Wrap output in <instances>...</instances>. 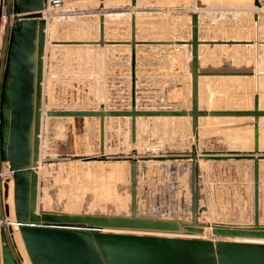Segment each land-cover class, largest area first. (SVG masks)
Instances as JSON below:
<instances>
[{"label": "rangeland", "instance_id": "obj_1", "mask_svg": "<svg viewBox=\"0 0 264 264\" xmlns=\"http://www.w3.org/2000/svg\"><path fill=\"white\" fill-rule=\"evenodd\" d=\"M104 1L114 5L101 8ZM259 1L262 17L260 22H255L247 11L250 2L251 7L257 9L255 0H204L211 5L202 7L201 34L202 41L209 44L201 47L199 69L205 73L240 72L248 75L201 76L202 110H253L256 93L260 98L259 108L264 110V1ZM130 3L129 0H52L41 83L40 172L37 173L40 177L38 209L41 211L70 215L131 216L132 162L125 158L133 157L138 160L137 215L187 221L188 214H192L193 192L191 174L190 177L187 175L188 168L180 160L171 162L152 158L183 154L185 152L182 151L198 140L202 150L211 151L249 145L252 132L248 118H201V138L197 139L189 118H140L138 139L134 144L130 119L110 118L106 126V154L111 157L109 161L67 159L69 156H94L100 152L99 119L48 117V110H98L101 104H105L107 109H127L130 106L129 46L54 43L99 40L101 14L114 25V29L111 27L107 31L108 40H130L131 13H134L141 22L139 39L176 42L139 47V107L148 110L191 109L190 45L177 43L187 42L188 24L182 21L178 8H166L167 11L162 12L161 8H133L127 5ZM229 8H234L233 16L226 11ZM146 9L150 10L147 12ZM256 39L261 42L257 53L253 43ZM256 66L260 73L257 81L253 75ZM261 145L264 150V120L261 123ZM141 157L149 159L141 161ZM217 168H214L211 184L203 191L202 203L208 209L200 219L216 223H228L229 220L251 222V200H242L246 194L237 184L241 179H234L233 192L236 195L234 201L230 202L231 208L227 209L223 188L226 178L225 174H219ZM204 185H207L206 182ZM246 201L248 207H243ZM261 221L264 224V163ZM7 245L17 264H21L12 244Z\"/></svg>", "mask_w": 264, "mask_h": 264}, {"label": "water", "instance_id": "obj_2", "mask_svg": "<svg viewBox=\"0 0 264 264\" xmlns=\"http://www.w3.org/2000/svg\"><path fill=\"white\" fill-rule=\"evenodd\" d=\"M51 0H13L14 22L11 28L6 68L0 97V155L8 162L13 177L3 181V208L7 232L21 264H264V225L260 218V123L264 110L259 108L258 93L253 110L207 111L200 108L201 76L248 75V73H208L199 69L200 46L209 44L199 39V15H192L191 109L148 110L139 107L138 49L147 45H169L172 41H148L137 38L136 15L131 20L130 40H107L105 15L101 14L99 40L59 41L58 45L129 46L131 50V98L127 109L48 110V117L97 118L100 122V149L94 156H69L70 161H109L106 154L107 119L129 118L131 140L138 139L140 118H191L192 131L199 138L201 118L233 117L254 119V152L236 154L235 159L254 161V219L251 226H213L205 237L207 224L200 215L198 149L189 154L154 156L157 161L193 160L192 217L190 222L139 217L137 215V159L132 162V213L129 217L88 216L53 213L38 209L39 134L41 128L42 77L48 18L45 11ZM133 5L136 0H133ZM255 6L261 7L259 0ZM105 5L102 2L101 8ZM255 22L259 16L255 15ZM258 37V36H257ZM258 51L261 43L253 42ZM258 56V54H256ZM257 63V62H256ZM253 73L256 81L259 71ZM250 74V73H249ZM255 89H258L257 82ZM258 92V90L256 91ZM255 153V154H253ZM208 160H226V152H204ZM141 157L139 160L147 161ZM223 225V224H222ZM0 234V264H17L14 254Z\"/></svg>", "mask_w": 264, "mask_h": 264}, {"label": "crops", "instance_id": "obj_3", "mask_svg": "<svg viewBox=\"0 0 264 264\" xmlns=\"http://www.w3.org/2000/svg\"><path fill=\"white\" fill-rule=\"evenodd\" d=\"M131 3L127 4L128 6H132L133 8H139V7H144V8H161L162 12H164V10H166V8H178V12H179V16L182 18V21L185 22L189 29V38L187 39V41H190L191 37H192V15L193 14H198L199 15V39L202 41V34H201V21H202V7L204 6H208L211 4H208L206 2H204V0H136V4L135 6L133 5V0H129ZM264 0H262L263 2ZM107 2L104 1V5L105 8L110 7L111 5L113 6L114 4H106ZM233 5V4H232ZM247 6H250V9H247V11L249 13H251L250 17L253 21V18L255 15L259 16V22L261 19V11L257 8L251 7L252 6V2H250V4H248ZM114 8V7H113ZM150 9H146V11L148 12ZM169 10V9H168ZM159 11V10H157ZM167 11V10H166ZM229 14L231 13V16H233V12H234V8H229L226 10ZM134 13H131V20H132V16ZM250 20V19H249ZM140 19L139 17H136V26H137V38L139 39V28H140ZM111 27L114 29V25L113 23H109L108 19L105 16V28H106V39L108 40V30L111 29ZM116 31V30H114ZM139 40H143V39H139ZM163 41H167V40H163ZM116 47V46H114ZM190 51L189 53L191 54V46H188ZM201 47L199 49V53H201ZM139 50V49H138ZM138 89H139V82H138ZM188 119V118H187ZM190 122H191V118ZM249 121H253V119L249 118ZM251 122L248 123V126L251 129L252 135H250V142L249 145L246 147L244 145L242 146H228L227 149L225 151H211V150H202L200 147V143L199 140L196 143L191 144L186 150L182 151L185 152L183 154H189L192 152V147L194 145L197 146L198 149V158H197V166H198V178H197V185L199 187V202H200V206H205L207 208L206 205H204L203 202V191L205 188H208L209 184H211V178L212 175H214V168L218 167L217 169L219 170V174L221 175V173L225 174V182H224V190H225V199H226V208L230 209L231 205L230 202L234 201L235 199V192L234 191V179L235 178H240L241 182H238L237 184H240L242 186V189L245 191L244 193L246 194V196L243 198L242 200L245 199L247 201L251 200V206L250 209L252 210V218L254 219V161L253 160H248V159H241V160H237L235 159V155H229L231 152H235L236 154H242V156H244L243 154H250L251 152H254V130L253 128H251ZM200 125H201V121L199 124V129H200ZM200 132H199V137L200 136ZM195 136V135H194ZM247 137V136H246ZM196 138V136H195ZM197 139V138H196ZM195 142V141H194ZM263 148L261 147V125H260V151L264 152V150H262ZM204 152H226V160H208L205 157H203V153ZM180 155V154H179ZM257 158H260V154H255L254 155ZM181 163H183V165H185V167L188 168V174L190 177L191 174V183L192 182V167H193V160L192 159H188V160H180ZM179 161V162H180ZM260 163V218H261V176H262V167H263V163H264V159H260L259 160ZM204 182H206L207 185H204ZM191 200H192V195H191ZM244 200V201H245ZM244 204L243 207H248V203ZM208 209V208H207ZM192 213V211H191ZM202 215V214H201ZM200 215V216H201ZM192 216V215H191ZM200 219V217H199ZM252 219V220H253ZM252 222V221H251ZM249 222V223H251ZM206 223V221H205ZM204 223V224H205ZM227 225H237V226H247L248 223H240V222H233V221H228V223H225ZM262 224V221H261ZM264 225V224H263ZM249 226V225H248ZM3 244V243H2Z\"/></svg>", "mask_w": 264, "mask_h": 264}, {"label": "built area", "instance_id": "obj_4", "mask_svg": "<svg viewBox=\"0 0 264 264\" xmlns=\"http://www.w3.org/2000/svg\"><path fill=\"white\" fill-rule=\"evenodd\" d=\"M13 22H14L13 0H0V97H1V90H2L5 68H6L10 33ZM13 174L14 173L11 170L9 163L2 161L0 155V234L1 233L5 234L7 239L6 242L7 244H11V243L9 239V234L7 232V222L4 216L3 181L7 178H12Z\"/></svg>", "mask_w": 264, "mask_h": 264}, {"label": "bare ground", "instance_id": "obj_5", "mask_svg": "<svg viewBox=\"0 0 264 264\" xmlns=\"http://www.w3.org/2000/svg\"><path fill=\"white\" fill-rule=\"evenodd\" d=\"M107 4V3H106ZM51 4L48 6V8H47V10L45 11V14H46V17L48 18V20H49V18H50V13H51ZM259 9V8H258ZM263 9V8H262ZM261 10V9H260ZM264 10V9H263ZM52 16V15H51ZM251 28V27H250ZM94 41H96V40H94ZM179 46V45H178ZM263 48H264V46H263ZM139 53V52H138ZM240 71V70H239ZM262 95V94H261ZM262 97V96H261ZM262 108H264L263 106H262ZM45 114V113H44ZM249 119V118H248ZM251 119V118H250ZM253 119V118H252ZM141 120V119H140ZM222 120V119H221ZM264 119H261V123H262V121H263ZM112 121V120H111ZM141 122V121H140ZM251 123V128H253L254 127V119H253V121H250ZM261 123H260V125H261ZM140 126V125H139ZM145 127V126H144ZM114 129V128H113ZM263 141V140H262ZM261 147H262V145H261ZM139 148V147H138ZM99 154V153H98ZM253 154H255V153H253ZM259 154H262L261 153V151H260V153ZM108 155V154H107ZM260 157H261V155H260ZM114 158V157H113ZM130 158H133V157H127V158H125V159H130ZM117 159H119V157H117ZM178 161V160H177ZM172 162V161H171ZM130 165V164H129ZM40 168V167H39ZM39 172H40V169H39ZM38 172V173H39ZM40 178V177H39ZM132 181V180H131ZM48 198H46V200H47ZM45 204H46V202H45ZM46 208V207H45ZM139 212V211H138ZM191 212V211H190ZM189 212V213H190ZM188 214V213H187ZM192 214H188V217H187V221H191V216ZM205 220V219H204ZM204 220H201L200 219V222H201V224L202 223H205V221ZM182 221V220H181ZM186 221V220H185ZM186 221V222H187ZM208 221V220H207ZM7 222V221H6ZM8 224V223H7ZM205 224H207V226H209V227H206L205 228V233L203 234L205 237H208V236H210L211 235V233H212V227L213 226H216V225H218V226H225V225H227V224H225V223H216V222H206ZM223 224V225H222ZM248 225L249 226H251V225H253V220H252V222L251 223H248ZM247 225V226H248ZM229 226V225H228ZM231 226V225H230ZM232 226H235V225H232ZM237 226V225H236ZM11 242V241H10ZM0 246H2V244L0 245ZM13 252H15V251H13Z\"/></svg>", "mask_w": 264, "mask_h": 264}]
</instances>
